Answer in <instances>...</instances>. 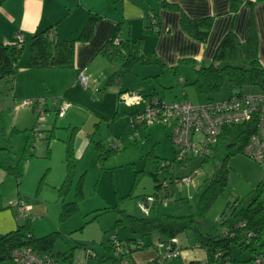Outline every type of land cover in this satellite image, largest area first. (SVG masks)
I'll use <instances>...</instances> for the list:
<instances>
[{
	"label": "rangeland",
	"instance_id": "rangeland-1",
	"mask_svg": "<svg viewBox=\"0 0 264 264\" xmlns=\"http://www.w3.org/2000/svg\"><path fill=\"white\" fill-rule=\"evenodd\" d=\"M140 67L143 70L139 73L143 74L142 78H139L136 73ZM144 69L147 70L146 73ZM136 71L131 74L121 72L120 85H125L126 89L130 90L138 88L146 90L168 103L207 102L206 95H199L193 85V71L191 74L183 73L181 80H179L178 72L175 75L169 69H161L159 66L157 68L139 65L136 66ZM146 74L151 76L147 77ZM138 81L141 84L139 86H137ZM80 87L90 96L84 103L83 111H87L86 107L98 113L105 109V114H108L105 115L108 116L107 118H100L94 140L103 141L106 148L109 141L116 140L120 144L119 152L103 164L99 161L94 143L87 150L85 149L79 158L74 153L78 159L77 166L68 193L62 195L59 189L67 176L65 141L73 136L72 128H63L68 125L80 128L73 136V147H75L76 138L78 136L79 139L83 134L81 128L88 119L84 113L80 114L76 110L79 106L74 103L66 112V116L59 118L53 108V99L62 97H41L39 100L44 99L48 107L42 105L40 109L49 110L39 119L41 138H35L33 158L24 165L22 184L19 185V181L13 175H8L5 183L0 186L1 202L8 200L7 202L11 201L16 205L20 194L29 199L28 203L32 207L33 205L36 207L37 210L28 218L34 225L37 237L58 233L52 252L60 259L61 264H99L104 254V244L114 238L126 243L132 234L126 225L124 213L120 211L142 216L138 202L142 197L152 195L156 191L158 182L154 175H157L160 183L172 181L173 189L172 195L167 198L168 204L157 206L158 216L172 212L175 214L195 212L199 198L207 188L206 180L219 177L221 165L226 157V152L220 151L213 161L203 165H201L203 158L200 157L188 163L176 162L171 168L172 174L168 180L169 175L164 173L161 167L170 161H175L176 158V150L169 139L172 127L167 126L165 122L148 127L143 126L134 137L132 118L129 113L135 108L126 107L124 102L118 99L114 91H117L119 86L101 90V92L94 87L93 91ZM236 91L238 90L225 86L221 91L211 93L209 97L213 100H223ZM240 91L242 93L257 92L259 87H244ZM101 96L104 97L103 100H100ZM95 99L97 102L94 101ZM23 102L19 101L14 106L10 86L6 80H0V149L6 146L8 140L13 151V155L10 156L7 152L0 150V160L6 163L4 166H8L12 161L14 164L18 163L24 151L27 128L32 125L34 119L38 118V112L31 113V107L23 106ZM115 102L119 104L120 113L114 119ZM96 109L99 111H95ZM55 119H57V128L54 137L47 140ZM229 167L226 187L214 201L203 223L205 234H219V217L226 210L227 204L234 202L237 198H250L252 190L264 178V166L244 153L231 157ZM3 170L0 167V177L4 175ZM183 177H189L190 181L182 182ZM79 186L84 197L78 202V211L62 219L63 204L77 200ZM14 208L16 209V206ZM159 237L158 232H153L144 239L145 244L149 245L147 252L154 253ZM178 240L185 251L193 250L197 246L190 233L181 234ZM59 253L67 254L69 259L63 260L59 257ZM233 258L234 261L229 264H254V260H249L247 254H240L238 251L233 252ZM0 264L14 263L6 259ZM103 264L112 263L106 261Z\"/></svg>",
	"mask_w": 264,
	"mask_h": 264
},
{
	"label": "trees",
	"instance_id": "trees-1",
	"mask_svg": "<svg viewBox=\"0 0 264 264\" xmlns=\"http://www.w3.org/2000/svg\"><path fill=\"white\" fill-rule=\"evenodd\" d=\"M6 1L0 0V7ZM165 2L163 1L164 7H176ZM235 5L236 2L233 3V7ZM96 21V18L88 20L79 39H89L92 36ZM152 22L153 26L161 24L158 18L153 19ZM213 24V17L191 19L183 14L181 18L183 30L191 38L204 44L209 39ZM149 28H145L147 32H149ZM76 41L74 39L60 40L53 26L35 33L29 43L30 66L37 68L74 67ZM258 46L257 33L252 20H250L248 25L244 47L235 33L229 32L219 45L213 62L208 67H201L196 71V79L193 85L196 87L198 94L206 95L208 102L213 101L209 97L211 93L219 92L225 86L238 91L244 87L255 86L259 87V89H264V67L258 57ZM23 52V43H4L0 38V80H6L9 84L13 82ZM100 53L111 63H121L122 65L121 71L114 73L106 80L104 88L116 83L120 72H130L133 66L138 63L155 64L161 69H169L177 75L176 69L168 68L156 58L154 53L142 55L140 39L121 40L118 29L114 37L103 46ZM139 128L141 127H134L133 132L137 129L139 130ZM33 129L34 127L30 132L29 140L18 163L14 164L12 161L8 166L0 163V167L5 170L7 175H13L17 178L19 185L23 178L25 163L33 158V149L35 147ZM255 130L254 123L231 126L223 130L219 142L212 149V153L204 158L201 163L203 165L211 162L220 151H225L226 157L221 165L220 175L218 178L206 180L207 188L202 192L195 212L192 211L188 214H175L172 212L158 216L156 207H154L148 217H138L120 211L124 213L126 225L132 234L126 243L120 241L122 245L129 249V252L122 255L118 254L111 240L103 245L104 254L99 260V264H103L106 261H110L112 264H122L124 259L127 264H135L133 254L138 251H146L149 245L145 244L144 239L153 232L160 234L159 242H168L173 238L178 240L181 234L190 233L197 246L206 251L207 261L204 264H229L234 261V251H238L240 254H247L249 260H255L257 257L264 255V178L252 190L250 198H237L234 202L227 204L226 210L219 217V234L211 235L203 232V223L209 210L226 187L230 158L236 154L244 153V147ZM72 132L74 136L75 129ZM73 136L65 141L67 176L59 189L62 195H66L70 189L78 162L74 154ZM52 138L53 135L48 140ZM169 139L171 140V133L169 134ZM94 144L99 161L102 164L120 150L111 146L106 148L100 142ZM0 150L7 152L10 156L13 155L12 147L8 140L6 146ZM172 163L174 161L169 162L170 167ZM170 167H161V170L169 175V177L167 176L168 180L170 179V174H172ZM154 176L158 182L154 192V194H157L161 192L163 183L159 182L157 175ZM169 182L170 186L163 190V196L167 198L173 193L172 181ZM83 197V191L79 186L77 188V200L63 204L61 218L66 219L75 214L78 211V202ZM22 200L26 201L22 198L18 201ZM118 222L120 223L121 221ZM57 236L58 233H50L43 237H37L34 234L31 220L27 219L16 231L0 237V262L9 259L11 251L17 247L32 246L39 253L50 252ZM178 247L181 251V247L179 245ZM59 257H62L63 260L69 259L67 254L64 253H59ZM155 258L156 247L154 259L147 264L155 263ZM180 258L168 261L166 264H174ZM190 264L201 263L192 262Z\"/></svg>",
	"mask_w": 264,
	"mask_h": 264
},
{
	"label": "crops",
	"instance_id": "crops-1",
	"mask_svg": "<svg viewBox=\"0 0 264 264\" xmlns=\"http://www.w3.org/2000/svg\"><path fill=\"white\" fill-rule=\"evenodd\" d=\"M163 1L176 7H164ZM234 2H236L235 7H233ZM183 14L191 19L214 18L207 43L194 40L183 30L181 26ZM90 18L97 20L92 36L89 39H79ZM155 18L160 19L159 26H153L152 21ZM250 20L255 25L259 45L258 57L264 67V0H7L0 7V38L4 43L21 42L24 45V52L19 61L16 76L11 84L7 83L10 86L13 105L15 106L19 101L61 96L71 105L74 103L79 106L76 110L80 114L84 113L88 119L81 128L83 134L79 139L77 136L75 141L74 153L79 158L92 143L103 144V141H95L94 136L99 128L100 118L108 117L105 116L108 115L105 114V109H102L101 113L90 111L87 107L86 112L82 110L85 108L84 103L87 102V97L90 98V96L85 94L86 91L81 89L78 82V75L81 71H84L89 78V84L87 88H84L85 90H92L94 87L98 88V92H101V90L119 86L114 92L117 93L118 99L121 101H123L121 99L123 93L134 90H141L143 94L155 96L143 89L130 90L126 89L125 85H120L121 72L116 83L104 88L106 80L114 73L121 71L122 67L121 63H111L100 53L103 46L114 37L117 29L123 41L140 39L141 54L154 53L156 58L168 68L176 69L179 80L182 79L183 73L191 74L193 71L195 81L196 71L201 67H208L213 62L219 45L229 32L235 33L244 47ZM52 26L55 27L60 40H77L74 67L37 68L30 66L29 43L31 37ZM148 27H150L149 32L145 29ZM139 65L158 68V65L155 64L138 63L128 74L136 71V66ZM137 70L138 77L142 78L143 74L139 73L143 70L141 67ZM146 75L147 77L151 76V74ZM139 85L141 84L138 81L137 86ZM82 93L85 95L84 97L81 96ZM103 99L104 97L100 100ZM94 101L97 102L96 99ZM45 103L39 107H31L30 112H38L39 118L38 108L40 109L42 105L48 107ZM124 104L128 107L126 103ZM115 106L114 119L120 113L117 102H115ZM53 108L56 111L54 104ZM133 108L135 109L129 113L131 118L139 109V107ZM48 110L46 108L44 112ZM37 119H34L32 125L27 128L25 146L32 128L38 122ZM56 128L57 119L49 131L51 133L49 137L51 135L54 137ZM71 128L75 129V135L80 129L78 126L72 125L63 129ZM110 143L109 141L108 147L111 146ZM0 163L6 165L4 161L0 160ZM3 172V177H0L2 178L0 186L5 183V178L8 176L4 170ZM18 198H22L26 202L29 201L28 198L22 197L20 194ZM7 201H0V237L16 231L37 210L33 205L30 214L20 215L14 208L15 205L11 201ZM181 249L182 256L174 264L206 263V251L199 246H195V249L189 251H185L182 247ZM154 257L155 250L154 253L138 251L133 254V261L135 264H147Z\"/></svg>",
	"mask_w": 264,
	"mask_h": 264
},
{
	"label": "built area",
	"instance_id": "built-area-1",
	"mask_svg": "<svg viewBox=\"0 0 264 264\" xmlns=\"http://www.w3.org/2000/svg\"><path fill=\"white\" fill-rule=\"evenodd\" d=\"M21 40L22 37L20 36ZM78 82L84 88L88 87L89 78L84 71L78 75ZM121 99L131 107H139L132 118V128L152 126L165 122L171 126V142L176 150L174 163H188L195 158H206L212 153L213 147L219 142L223 130L227 127L254 123L253 132L245 147L244 154L258 161L264 166V89L257 92L242 93L236 91L223 100H213L201 104L188 101L168 103L157 96L148 97L141 91L134 90L123 93ZM45 100H27L23 106L39 107ZM57 116L63 118L71 107V103L64 99H53ZM38 122L33 129L34 138H41L39 119L44 110L39 109ZM139 130H135L134 137ZM111 147L120 148L116 140L111 141ZM172 163V166L173 164ZM170 167L169 162L162 167ZM172 166L170 168H172ZM182 182H189V177H183ZM169 181L163 183L161 192L142 197L138 207L142 216L148 217L154 207L167 205V197L163 190L169 187ZM20 215L30 214L33 207L26 201L16 203ZM118 254L128 253L127 249L116 238L112 239ZM176 238L168 242H158L156 245V260L153 264H166L168 261L181 257ZM9 259L14 264H61L60 259L52 252H37L32 246H22L13 249ZM122 264H127L125 259ZM254 264H264V255L257 257Z\"/></svg>",
	"mask_w": 264,
	"mask_h": 264
}]
</instances>
